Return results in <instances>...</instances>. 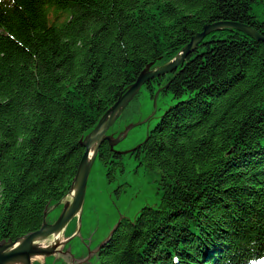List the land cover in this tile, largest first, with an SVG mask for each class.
Instances as JSON below:
<instances>
[{
	"label": "trees",
	"instance_id": "1",
	"mask_svg": "<svg viewBox=\"0 0 264 264\" xmlns=\"http://www.w3.org/2000/svg\"><path fill=\"white\" fill-rule=\"evenodd\" d=\"M217 22L264 37V0H0V244L41 229L84 137ZM145 87L178 100L132 155L160 175L161 200L122 220L100 264L263 260L264 43L221 30ZM99 160L110 179L124 168L107 142Z\"/></svg>",
	"mask_w": 264,
	"mask_h": 264
},
{
	"label": "rangeland",
	"instance_id": "2",
	"mask_svg": "<svg viewBox=\"0 0 264 264\" xmlns=\"http://www.w3.org/2000/svg\"><path fill=\"white\" fill-rule=\"evenodd\" d=\"M66 17L67 15H64V19ZM177 102L178 100H174L172 94L163 93L161 88H158L155 96L152 97L151 92L144 86L139 97L131 102L110 129L109 134L118 136L131 124L146 119L148 122L132 129L126 139L115 147L117 151L115 153L130 151L141 145L163 114ZM122 157H124V168L122 170L118 168L113 179L109 178L108 171L99 158L96 160L89 177L82 210V239L76 235L69 244L64 246L62 252H68L70 248L73 258L83 259L89 255L86 245L89 246L90 252L96 250L121 218L134 220L143 208L159 205L162 196L160 175L157 172H147L143 166L139 167L135 156L126 154ZM62 208L63 206L56 207L48 219L52 221L57 219ZM76 229L77 221L74 219L63 238L73 235ZM55 260L56 256L50 258L45 264H53ZM84 264H100L99 256H93L88 263Z\"/></svg>",
	"mask_w": 264,
	"mask_h": 264
},
{
	"label": "water",
	"instance_id": "3",
	"mask_svg": "<svg viewBox=\"0 0 264 264\" xmlns=\"http://www.w3.org/2000/svg\"><path fill=\"white\" fill-rule=\"evenodd\" d=\"M224 29H232L244 33L248 37L257 42L264 43V37L254 28L248 25H242L233 22H217L212 25H206L202 33L197 34L191 42L185 46L176 57L169 63L153 68V64L149 65L139 76L136 83L129 87L127 92L119 99V101L105 114L98 125L82 140V146L85 148V154L80 162L72 190L65 198L56 205H53L45 212L44 222L41 229L22 237L15 242H4L0 244V264H45L47 259L56 256L53 264H84L88 263L93 256H100V252L108 245L114 236L117 228L122 222V218L115 227L110 231L108 236L97 247L96 250L90 252L89 255L80 258H73L70 248L68 252H62L64 246L69 244L76 235L81 236V216L85 203L89 177L95 161L99 157V150L102 144L107 142L112 151L117 152L115 147L118 146L129 132L146 122L131 124L118 136L110 135V129L115 125L124 111L128 108L135 97L141 92V89L149 82L156 78L166 76L178 70L183 66L189 57L193 54L197 47L211 34ZM153 117V116H152ZM148 138V137H147ZM146 140L143 142L145 143ZM143 143L141 145H143ZM139 145V147L141 146ZM137 148L118 152L122 156L135 152ZM63 206L61 214L54 221L49 220V216L56 207ZM77 221V229L73 235L63 238L69 224L73 220ZM83 241V240H82Z\"/></svg>",
	"mask_w": 264,
	"mask_h": 264
},
{
	"label": "bare ground",
	"instance_id": "4",
	"mask_svg": "<svg viewBox=\"0 0 264 264\" xmlns=\"http://www.w3.org/2000/svg\"><path fill=\"white\" fill-rule=\"evenodd\" d=\"M189 57H190V55H189ZM133 102V101H132ZM85 138V137H84ZM137 148H140L139 146L137 147ZM134 154V152H132V153H129L128 155H130V156H132ZM99 158V157H98ZM123 159H124V157H123ZM96 162V161H95ZM95 164V163H94ZM139 167H141V166H139ZM59 203V202H58ZM57 203V204H58ZM56 205V204H55ZM246 259H248L247 257H245ZM50 259V258H49ZM49 259H47V261L49 260ZM251 260H253V259H251ZM251 260H250V263L249 262H245V261H242V263H244V264H252L253 262H251Z\"/></svg>",
	"mask_w": 264,
	"mask_h": 264
}]
</instances>
